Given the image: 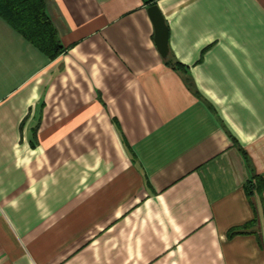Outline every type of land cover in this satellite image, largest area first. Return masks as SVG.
<instances>
[{"label":"crops","instance_id":"obj_1","mask_svg":"<svg viewBox=\"0 0 264 264\" xmlns=\"http://www.w3.org/2000/svg\"><path fill=\"white\" fill-rule=\"evenodd\" d=\"M43 1L55 59L0 17V264H264V0Z\"/></svg>","mask_w":264,"mask_h":264},{"label":"trees","instance_id":"obj_2","mask_svg":"<svg viewBox=\"0 0 264 264\" xmlns=\"http://www.w3.org/2000/svg\"><path fill=\"white\" fill-rule=\"evenodd\" d=\"M0 17L51 59L61 53L62 48L56 40L55 31L45 15L43 0H0ZM164 63L173 69H183L179 63H173L171 57H167ZM188 86L192 87V83ZM245 191L248 196H261L264 192V179L248 180ZM239 233L240 230L233 229L228 236L233 237Z\"/></svg>","mask_w":264,"mask_h":264},{"label":"water","instance_id":"obj_3","mask_svg":"<svg viewBox=\"0 0 264 264\" xmlns=\"http://www.w3.org/2000/svg\"><path fill=\"white\" fill-rule=\"evenodd\" d=\"M147 13L154 26L156 46L161 57L165 59L169 53L168 28L166 26L165 19L156 5L149 7L147 9Z\"/></svg>","mask_w":264,"mask_h":264}]
</instances>
